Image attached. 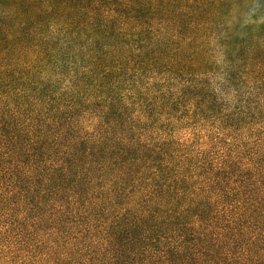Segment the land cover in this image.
Wrapping results in <instances>:
<instances>
[{
	"label": "trees",
	"instance_id": "1",
	"mask_svg": "<svg viewBox=\"0 0 264 264\" xmlns=\"http://www.w3.org/2000/svg\"><path fill=\"white\" fill-rule=\"evenodd\" d=\"M0 264H264V0H0Z\"/></svg>",
	"mask_w": 264,
	"mask_h": 264
}]
</instances>
